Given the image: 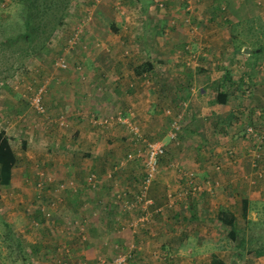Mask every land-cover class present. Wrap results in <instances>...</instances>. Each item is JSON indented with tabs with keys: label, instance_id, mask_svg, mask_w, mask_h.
<instances>
[{
	"label": "rangeland",
	"instance_id": "obj_1",
	"mask_svg": "<svg viewBox=\"0 0 264 264\" xmlns=\"http://www.w3.org/2000/svg\"><path fill=\"white\" fill-rule=\"evenodd\" d=\"M96 1H98V9L99 6L101 8L105 6L108 9L111 8V11L108 14L97 16L95 14ZM124 4L125 0H75L70 5L66 17H64V27H59L54 32L47 47L38 53L30 54L21 66L16 67V64H13L15 53L12 58H7V53L1 52L0 143H7V150L14 152L16 161L19 163L16 165L14 174L19 183L18 186H15L18 191L13 188V191H10V189L8 192L15 197L16 194L19 197V194H23L21 188H24L25 191L31 190L34 193L31 195V200L29 195L25 196L26 204L23 203L22 207L17 210L21 211L19 214L23 215L25 217L24 220L30 225L28 231L25 230L24 232L26 234L33 232L35 235H43L41 239H45L46 243H42L41 240L31 242L36 240L35 238H30L26 242L22 241L23 246L20 255L16 250L13 249L14 251H12L8 248V242L4 238L5 233L8 231L6 223L16 239L21 240L17 233L22 232L17 230L19 224L13 218H10L9 222L5 221L8 213L1 209L0 205V261L11 264H102L98 262V258H100L105 260V264H110L111 260L120 252L126 253L130 251L131 256L124 264H155L157 262H160L157 264H185L186 261L192 263L194 260H190V258L196 256L199 259L197 264H207L212 253H216L221 259H225L226 264H256V256L248 252V250H250L251 246L264 244V204L253 200L255 193L259 195L256 200H259V197H264V190L259 192L261 180L264 178L259 179L255 176V169L264 167V141L262 142L261 151H254L251 148L253 138L250 135L247 136L245 130L246 127L253 126L264 136V55L257 53L258 56H254L256 55L254 53L248 56V59L244 55L246 54L245 50L250 53V48H253V45H250L251 43L249 44L248 41L251 42L254 39L264 40L263 15L261 17L257 16L251 21H249V16H247L244 18L247 21L243 25H233V32L236 34L234 40L241 47L239 51L234 48L233 37L231 44L222 45L215 43L210 46V50L213 51L211 63L214 74L212 77L217 78L219 73L224 74V71H228L231 81L226 80V88L231 91V95L226 104L213 102L216 86L218 85L214 82L212 86L207 87L208 93L203 96L205 100L203 104L207 103L209 106L204 109L207 112L210 111L209 117L213 119L214 117L215 119L216 117L218 119L221 118V122L218 125H214V128L220 132V141L217 140V142H221L219 144L221 150L205 151L208 159V171H206V174L210 178L207 176L201 177L208 180V182L204 180L201 186L203 184L208 185L207 188L211 191L215 187L217 188L214 190L223 188V193L231 197V200H236V202L227 200V202L230 201L228 208H231L237 217L238 238L235 240L229 238L228 227L218 223L216 220V213L221 209L217 206V203H211L213 205L210 206L208 211L209 213L213 212V216L208 220L201 218V215L208 216V212L205 210L200 212L194 205L192 207L189 206L191 198L200 195L199 190H191L192 186H199L197 178L200 177V172L180 167L175 159L170 157L171 151H167L169 147L166 148L163 155L158 157V171L147 190V197L152 201L146 208L150 216L149 220L143 225H139L135 232L131 231L127 225L136 219L142 210L137 207L123 209L116 200V193L121 189H128L129 197H133L132 195L139 189L144 175L142 158L145 144L148 141L162 139H158L160 137L152 139L149 138L148 134L145 135L142 128L132 121L131 112L128 111L126 116L122 107H117V110H113L110 113L113 116V121L110 125L93 122L100 117L103 119L110 117V115H101L95 111L86 112L90 123H93L101 130V142L107 143L109 141L105 136L109 131H115L119 134V138L123 139L122 141H117V151L120 153L118 158L110 162L107 165V169L99 171L96 168L87 172L86 175L82 176L79 174L80 177H70L71 175L63 174L61 166L58 165L56 169L55 167L53 168L52 164L59 161L57 158L58 153L62 154V151H64L63 145L61 146L62 150L55 151V146L53 147L51 140L46 138V136L40 137L39 140L33 139L31 141L30 139V143H26L27 140H23L22 133L16 132L18 122L23 121L30 126L32 122L35 127H32V125L31 128H33V131L37 130L35 131L36 133L40 130L41 132L56 130L61 135H66V132L71 133L75 125L67 123L70 119H68L65 109L54 111L51 103L53 99H46L49 95L47 90L54 81H57L59 75L67 70L80 74L82 79L85 77V79L80 81L84 85L86 84L85 87L95 86L97 83L102 88L105 84L110 83L112 79L110 75L113 74V71L110 67L103 66L96 69L98 71V69L102 68L103 75H106L105 78H107V82L105 78H102L105 79L102 80L105 84L97 82L98 77H92L93 79L87 80L86 73H88V69L91 71L95 68L89 65L86 59L90 58V55L94 56L93 53L102 54L105 58H108V62L110 57L120 59L123 64H129L127 69H131L135 62L141 60L138 56L136 58L137 54L133 50L129 51V48L122 49L124 47L120 46L119 42H114L113 38H109L110 34L113 35L116 31V28H110V24H114L111 22L115 18L114 11L116 14L120 13L122 16H129L131 13L130 8H136V5ZM20 9V4L15 0H0V40L4 38V29L11 30L12 25L18 21L17 18L21 14ZM246 14L249 15L248 12ZM135 33L138 34L137 32ZM135 33L132 32L131 35L135 36ZM87 34L89 36L95 35L92 38L85 39ZM134 36L131 38L132 40L137 39ZM193 50L195 48L192 43L183 42L180 51L191 56L188 60L189 64L186 65L185 62L183 64L186 67H192L196 64L194 65L195 68L204 69L200 67V64L205 63L201 53L205 52V49L203 48L199 53ZM58 60L65 61L66 67H59L56 64ZM246 62H250L251 71L245 69L246 65L244 64ZM103 65L106 66V64ZM140 65H136V67L138 68ZM241 76H243L245 81L238 89L235 87V83L240 80ZM94 79L95 81H93ZM215 81H220V79ZM191 85L190 83L186 92L182 91L180 93L185 103L181 100L177 108L166 107L164 110L165 114L171 117L167 129V137L168 132L172 129V123L180 121L178 123L180 125L179 130L176 131L177 139L181 126L185 124L183 114H188V110L192 109L190 94L193 91L189 87L194 86ZM194 88V93H199L196 87ZM94 90L95 88H92L90 91ZM92 93L90 94L93 95ZM37 98V103L42 111L37 110L36 105H33L35 103L34 99L36 100ZM195 115L201 116L202 113L197 112ZM120 116L129 118L131 120L130 123H135L138 133L141 135L139 139H135L136 137L127 124L120 122L121 120L118 119ZM21 118L23 120L19 121L18 119L21 120ZM25 118L26 120H24ZM13 128L16 130H13ZM27 129H30V127ZM46 132H44L45 135L47 134ZM170 141L172 142L173 140ZM173 142L175 143V141ZM68 149L69 147L67 146L66 151ZM34 151H40V155L41 153L52 154L55 160L52 158L46 160L51 163L49 164L36 159L35 156H29L33 155V153L35 154ZM76 151H78L77 148ZM215 152H219V154ZM256 152H260V156H257ZM128 153L134 156L126 161L125 158ZM137 153L140 155L138 156ZM218 155L221 160L216 158ZM257 158L258 166L252 168V163ZM62 160L63 158L60 159V161ZM170 160H172L171 163ZM121 162H124V164L119 166ZM132 166H136L134 171L131 170ZM179 167L180 170L178 169ZM172 169H174L173 173L176 175V182L177 180L179 181L177 183L181 186V190H173L172 182H169V185L164 182L163 178L168 177V173ZM38 173H43L45 178L41 189H37L35 184L36 179H38ZM89 174H94L96 181L93 179L89 182V177H87ZM68 181L73 182L75 185L74 190L78 191L80 187L83 188V193L87 196L81 199V206L89 204L91 208L95 209L93 210L94 214L92 212L91 214L84 213L82 215L73 214L76 208H69L67 202H64L66 190L63 192L61 187H59L60 184L65 186ZM99 181L106 186H103ZM92 182H94V186L90 185ZM242 187H245L246 192H242ZM111 189L112 191L109 194ZM101 191L108 192L109 197L103 202H97V206L96 201L102 200V196L99 195ZM183 191H187L186 194ZM246 193L247 196L253 193L250 199L251 203L248 204L249 208L246 217L248 220L258 223V225L255 224L256 226H253L254 229L248 227L247 223H245V218L241 214L239 199L246 196ZM214 194L215 199L220 200L218 198L219 193ZM7 201L10 202L9 200ZM201 202L196 203L205 207ZM101 204L105 205V210L107 208V210L111 211L109 217L111 216L114 219V231L112 229L113 226H111L112 220L106 216L102 217L104 215V207H100ZM108 204H110L111 209H108ZM40 205H44L49 210V217L42 214L39 208ZM17 210L15 208H6L8 212ZM39 213L43 216V218L41 217L44 220L43 224L36 220ZM194 215H200V218L194 219L192 217ZM97 217L100 219L98 220ZM184 218L185 220H183ZM171 227L174 230L167 234L161 233L163 229L170 230ZM14 228L16 229L15 231L13 230ZM250 229L252 230V237H255L254 240L249 239V234L251 235ZM211 232L213 233L212 235H210ZM242 237L243 239L245 237L244 243L240 244ZM23 239L24 241L26 240V238ZM162 241H166L164 242L165 245L170 243L166 247H172V251L170 249L166 250V247L161 250L160 243H163ZM180 247L181 250H179ZM45 248L48 250L47 254L43 251ZM22 252L26 255V259L21 257ZM92 255L93 257H91ZM234 257L238 259L235 260Z\"/></svg>",
	"mask_w": 264,
	"mask_h": 264
},
{
	"label": "crops",
	"instance_id": "obj_2",
	"mask_svg": "<svg viewBox=\"0 0 264 264\" xmlns=\"http://www.w3.org/2000/svg\"><path fill=\"white\" fill-rule=\"evenodd\" d=\"M156 1L157 0H125L124 5H136V8L128 7L130 8V15L122 16L120 13L116 14L115 11L113 13L115 18L111 22L114 24H110V28L114 27L116 31L115 34H110L109 38H113L112 40L114 42H119L120 46L124 47L122 49L129 48V51L133 50L137 54L136 58H141V60L135 62L131 69H127L129 64H123L122 61L120 62V59H113V57H110L108 62V58L95 52L93 53L94 56L90 55V58L86 59V62L95 68L91 71L88 69L89 71L86 73L87 80L93 79L92 77H98L97 82L105 84L102 80L106 79L107 82V78H105L106 75H103L102 68L98 69V71L96 69L97 67L103 66L110 67L113 71V74L110 75L112 76L110 83L105 84L102 88L97 83L95 85L96 87L90 85V87L95 88L94 91H90L92 88L85 87L86 84L84 85L80 82L85 79V77L82 79L80 74L78 75V73L67 70L61 73L57 81H54L48 88L47 91L50 96L48 95L46 99H53L51 103L54 111L65 109L68 114V119H70L67 123L75 125L71 133L66 132V135H61L56 130L52 132H41L40 130L36 133L35 131L37 130L34 129L35 131H33V128H31L33 123L31 122V126L26 125L27 123L22 121L23 118H21V120L18 119L22 122H18L16 132L22 133L23 140H27L26 143H30V139L31 141H33V139L39 140L40 137L46 136V138L51 140L53 147L55 146V151L62 150L61 146L63 145L64 151H62V154L58 153L57 158L59 161L52 164L53 168L55 167L56 169L58 165L61 166L63 174L71 175L70 177H80V175H86L87 172L95 170L96 168L99 171L107 169V165L118 158L120 153L117 151V141H122L123 139L119 138V134L115 131H109L105 135L109 141H107V143L101 142V130L93 123H90L86 112L95 111L99 112L101 115H110L113 110H117V107H122L124 109L123 113L126 116L128 115V111L131 112L132 121L142 128L145 135L148 134L149 138L152 139L160 137L158 139H162L165 142V147H169L167 151H171L170 157L174 158L180 167L201 173H199L200 177L197 178V183L202 190H200L199 196L191 198V205L196 206L200 212L205 210L208 213L210 206L213 205L211 203L213 202L217 203V206L221 209L228 208L230 201L236 202V200H231V197L223 193V188L214 190L217 188L215 187L211 191L207 188L208 185L203 184V186H201L202 182L204 183L205 180L201 177H209L206 174V171H208V159L205 151L213 152L221 150L219 146L221 142H217V140L220 141V132L214 128V125H218V123L221 122V118L218 119V117H216L215 119L214 117L213 119L209 117L208 114L210 111L207 112V110H204L205 107L209 106L207 103L203 104V101L205 102L203 96L208 93L207 87L212 86L214 82L219 84L223 76V73H219L217 78L212 77L214 74L211 63L213 51L210 50V46L215 43L222 45L231 44L232 37L236 36L235 32H233V25H243V23L247 21V19H244L247 16H249V21L257 16H264V0H196L190 11L185 10L182 0H159L157 3ZM97 3L98 1L95 3V14L97 16L100 14H108L111 11V8L108 9L105 6L102 8L99 6L98 9ZM246 12H248L249 15H247ZM189 16L190 20L187 22L185 18ZM132 32H137L138 34L135 33L137 36L131 35ZM93 35L95 34L90 36L87 34L85 39L92 38ZM133 36L137 39L132 40L131 38ZM183 42L192 43L195 48V50H193L194 52L199 53L203 48L205 49L206 53L201 52L205 63H201V66L199 65L204 69L200 70L199 68H195L194 65L196 64L194 63L192 67H186L183 64L185 62L186 65H188V60L191 58L187 53L180 51ZM245 53L244 56L248 59V56L251 55H249L250 53H248V50H245ZM132 55L134 56V54ZM144 62H150L152 67H147L148 69L146 68V70H142L141 72L136 70V65H140ZM103 64H106V66ZM249 64L250 62H246L244 64L246 67H244L251 71V64L250 66ZM218 79H220V81H215ZM93 81H95V79ZM211 82L212 84H210ZM190 83L192 84L191 86L196 87L199 93L195 94V88L189 87L193 91L190 94V105L192 109L188 110V114H183V121L185 124L183 123L184 125L181 126L177 139L173 140L175 141L174 143L170 141L171 139L169 136L167 137V129L171 117L166 115L164 110L166 107H172L173 109L177 108L178 103L182 100L180 93L182 91L186 92ZM87 92L89 93L87 94ZM91 92H93V95L90 94ZM182 102L185 103L184 100H182ZM213 109L215 108L213 107ZM197 112L202 113V115L194 116ZM24 120H26V118ZM28 127H30V129H27ZM32 127H35V125ZM13 130L16 129L13 128ZM44 132L47 134L45 135ZM67 146L69 147L68 150L71 149L72 151H66ZM76 148L78 151H76ZM34 152L35 154L33 153V155H29L28 152L26 153L29 156H35L36 159L42 162H48L46 160L50 158L55 160L52 154L41 153L40 155V151ZM215 153L219 154V152ZM61 158H63L62 161H60ZM216 158L221 160L219 155ZM171 162L172 160H170V163ZM17 163L18 162L15 161L12 168L10 185H0L1 209H4V211L8 213V217L5 221L9 222L10 218L17 221V224H19L17 230L22 232L17 233L21 242H26L30 238H35L36 240H32L31 242H38L41 240L42 243H46L45 239H41L43 235H35L33 232L26 234L24 232L25 230L28 231L30 225L24 220L25 217L19 214L21 211L17 210L22 207L23 203L26 204L24 197L29 195L31 200V195L34 193L31 190L25 191L21 186L20 188L23 190V194H19L20 197L18 194H16L15 197L12 193L8 192L10 189V191H13V188L15 191H18L15 186H18L19 183L16 180V176H14L16 165L19 164ZM48 163L51 164L50 162ZM134 167H131L132 171H134ZM180 167L178 168L179 170ZM173 172L174 169L168 173V177L163 178L164 182L167 183V185H169V182H172V186L174 187L173 190H181V186L177 183L179 181L177 180L176 182V175ZM37 180L38 179H36V181ZM205 182H208V180H205ZM260 184L259 192H262L264 190V179L261 180ZM242 188V192H246L244 189L245 187ZM106 189L108 190V188ZM111 191L112 189L109 194ZM214 193H219L218 198H220V200L215 199ZM109 194L106 191H101L99 195L102 196V200H97L96 205L98 206L97 202L100 203L105 201V199L109 197ZM252 195L253 193L247 196L246 193V196H244V198L248 199V204L251 203L250 199ZM85 196L87 195L83 193L82 187L76 192L69 191L64 195V202H67L69 208H76V214L73 213L74 215H82L84 213L91 214V212L94 214L93 210L95 209L91 208L89 204L81 206V199ZM258 196L259 195L255 193V198L253 197V200L264 204V197H259V200H256ZM199 197L202 199V202ZM242 198L243 197H240L239 199L240 208ZM227 200L230 201L227 202ZM196 202H201L205 207H203V205H198ZM100 207H102V204ZM103 207L104 215L102 217H109L111 211L107 210V208L105 210V205H103ZM6 208H15L17 211L8 212ZM211 216H213V212L209 213L208 216L201 215V218L208 220L211 219ZM41 217L43 218L42 214L39 213L36 220L43 224L44 220ZM99 219L100 218H98V220ZM109 219L112 220L111 226H113L112 229L114 231V219H112L111 216ZM13 230L15 231L16 229L14 228ZM37 230L40 231L41 229ZM172 230H174L173 227H171L170 230L165 228V230L163 229V231H160L162 234H167ZM212 234L211 232L210 235ZM23 238H26V240L24 241ZM162 242L163 243H160L161 250L170 244L167 243L165 245L164 242L166 241ZM166 248V250L170 249L172 251V247ZM179 250H181V247ZM43 251L47 254L48 250L45 248ZM91 257H93V255ZM234 258L235 260L238 259L236 257ZM190 260L194 261H192V263L186 261L185 264H197L199 262L197 256L191 257ZM255 260L256 264H264V256L256 257ZM209 261L207 264H209ZM222 261L227 263L225 259H222ZM0 264L11 263L0 261Z\"/></svg>",
	"mask_w": 264,
	"mask_h": 264
},
{
	"label": "trees",
	"instance_id": "obj_3",
	"mask_svg": "<svg viewBox=\"0 0 264 264\" xmlns=\"http://www.w3.org/2000/svg\"><path fill=\"white\" fill-rule=\"evenodd\" d=\"M20 4L21 14L17 18L18 21L12 25V29H4V38L0 40V56L2 53H7V58H12V55L15 53L13 64H16V67L21 66L24 60L30 55L38 53L40 50L44 49L50 44L51 37L54 32L59 27H64V17H66L70 5L75 0H15ZM114 28V27H112ZM235 36H233V44L236 51H239L241 48L239 43L235 42ZM250 45H253V48H250V54L260 53L259 55H264V40L263 39H254L251 42L248 41ZM247 49V48H246ZM3 51V52H2ZM2 52V53H1ZM152 67L150 62L141 63L137 68L139 72L146 70V68ZM147 68V69H148ZM245 76V75H243ZM243 76L240 77V80L235 83V87L240 89L243 80ZM226 80L231 81L230 73L224 71L221 82L216 86V93L213 98V102L218 104H226L231 91H228L226 88ZM237 89V90H238ZM242 92V91H241ZM1 135V131H0ZM1 137V136H0ZM7 143H0V185L8 186L11 182L12 168L16 161V156L13 151L7 150ZM258 178V177H257ZM260 177L259 179H263ZM101 183V181H99ZM89 187H91L89 185ZM75 188V187H74ZM73 187L67 185L65 186L66 193L69 191L76 192ZM202 190V189H201ZM200 191V189H199ZM241 214L245 218V223L248 227L253 228V226L258 225L257 222L248 220L246 215L248 212V199H241ZM103 206V205H102ZM189 206L192 207L191 203ZM108 209L110 204H108ZM145 212V211H141ZM140 213V214H141ZM194 219L199 218V216H192ZM185 220V218L183 219ZM216 220L218 223L223 224L228 227V236L230 239L235 240L238 238L237 231V217L235 213L229 208H223L217 211ZM256 224V225H255ZM262 224V221H261ZM8 231L5 233V240L8 242V248L12 251L16 250L17 253L21 254L22 242L21 240L16 239L13 236L9 226L6 223ZM263 226V225H262ZM249 239H255L252 237V230L250 229ZM245 239V237H244ZM244 239L240 240V244L244 243ZM14 246V247H13ZM245 248V246H244ZM14 249V250H13ZM241 252V251H240ZM248 252L252 253L254 256L259 257L264 255V244L251 246ZM21 257L26 259V255L22 252ZM209 264H226L222 259L216 254L212 253Z\"/></svg>",
	"mask_w": 264,
	"mask_h": 264
},
{
	"label": "built area",
	"instance_id": "obj_4",
	"mask_svg": "<svg viewBox=\"0 0 264 264\" xmlns=\"http://www.w3.org/2000/svg\"><path fill=\"white\" fill-rule=\"evenodd\" d=\"M183 1V6L185 7L186 11H190L195 3L196 0H182ZM185 20L188 22L190 20V16L186 17ZM59 67H66V63L63 60H58L56 63ZM35 103H33V105H36L37 110H41L42 109L39 107L38 105V98L35 100ZM33 101V102H34ZM119 120H121L120 122L125 123L129 126L130 131L134 134V136L136 137L135 139H139L141 137V135H139L138 133V129L135 126V123H130V119L129 118H124V117H118ZM113 121V116L110 115V117H106L101 119V117L98 120H94L93 122H99L100 124H104V125H110ZM180 122V121H179ZM178 121H174L172 123V129L170 130V132H168V136L171 140H175L176 139V131L179 130L180 125ZM245 133L247 136H251L253 138V144L252 147L254 149V151H261V147H262V142L264 141V136L261 135L260 132L257 131V129L253 126H248L246 127ZM165 142L162 140H155V141H148L145 144L144 147V151H143V158H142V162L144 165V175L142 177L139 189L132 195L133 197H129V192L128 189L124 190L121 189L120 191H118L116 193V200L118 202V204L123 208V209H132V208H141L142 212L140 215H138L136 217V219H134L133 221H131L127 226L131 229V231H136V228L139 225H143L144 223H146V221L149 220V215L148 212L146 210V208L148 207L149 204H151V200L147 197V190L148 187L150 185V183L153 181L157 171H158V165H157V161H158V157L163 155V153L166 151V147H165ZM257 156H260V152H256ZM137 155L139 156L140 154L137 153ZM134 155L131 154H127L126 156V161L130 160L133 158ZM258 158L254 161V163H252V168H256L258 166ZM122 164H124V162L119 163V166H121ZM256 174L255 176L260 178V177H264V167L262 168H256L255 169ZM87 177L88 181L91 182L93 179L94 181V174H89ZM45 178L43 176V173H38V180L36 181V188L37 189H41L43 187ZM70 184V185H69ZM71 186V187H75V185L73 184L72 181H68V183L65 184V186ZM91 186H94V182H92V184H90ZM65 186L63 184H60L59 187H61V190L65 189ZM201 190L200 186H192L191 190L192 191H196V190ZM187 191H183V193L186 194ZM41 212L43 215H45L46 217L50 216V212L49 210L44 207V205H40L39 206ZM131 256V252L128 251L126 253H119L117 254L112 260L110 264H124L128 258ZM98 262H101L102 264H105V260L104 259H100L98 258Z\"/></svg>",
	"mask_w": 264,
	"mask_h": 264
}]
</instances>
